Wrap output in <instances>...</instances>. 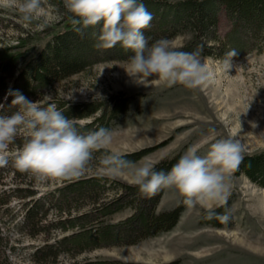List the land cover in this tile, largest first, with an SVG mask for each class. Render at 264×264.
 <instances>
[{
  "label": "rangeland",
  "instance_id": "1",
  "mask_svg": "<svg viewBox=\"0 0 264 264\" xmlns=\"http://www.w3.org/2000/svg\"><path fill=\"white\" fill-rule=\"evenodd\" d=\"M155 1L174 4L187 0ZM60 5L64 7L63 0H47L44 5L45 17L40 22H46L45 27L51 28L52 32H63L61 25L64 19ZM219 17V34L225 37L231 25L224 12ZM36 23L23 22L15 8L0 4V58L6 48L18 44L23 33L43 31L37 29ZM188 37L180 34L168 40L174 49L179 50ZM257 47L240 58H233L232 67L227 71L222 67V59L201 57L213 73V79L197 89H188L181 84L170 87L155 76L149 78L152 80L147 87L135 84L125 70L129 58H106L55 84V90L45 94L53 97L52 103L59 99L72 103L105 101L121 93L133 96L129 110L110 127L115 135L109 149L103 150L97 160H92L86 171L88 175L107 177L112 185H109L107 195H113L115 182L133 183L128 175L113 179L102 173L99 160L107 153L126 155L150 149L135 163L139 165L147 161L155 165L165 158L178 154L182 156L189 147H195L198 154L204 156L216 139L233 137L244 146V157L264 155V37ZM89 122L88 119L79 123L84 126ZM253 124L256 126L253 127ZM210 129L215 130L214 134H210ZM11 156L8 150V164L0 167L3 170L0 192L16 184L9 171ZM261 179L252 180L240 167L227 178L226 183L230 187L224 206L230 212V219L222 222L221 227L200 222L205 208L197 206L189 210L185 206L177 225L168 232L134 244L95 249L76 258L63 255L56 264L90 261H119L124 264H264V187L260 184ZM57 187H62V180L36 183L39 197ZM182 201L183 197L178 192L165 189L157 213L173 210ZM19 205V201L11 200V213H17ZM213 207L216 209L219 206L214 202ZM58 214L57 209L49 208V222L56 221ZM132 214L130 208L118 212L111 217L112 223L122 222ZM4 235L10 241L6 251L12 247L8 264H33L31 254L42 245L45 237L41 235L31 239L21 234L13 224L6 228ZM54 235L57 239L63 236L57 232Z\"/></svg>",
  "mask_w": 264,
  "mask_h": 264
},
{
  "label": "trees",
  "instance_id": "2",
  "mask_svg": "<svg viewBox=\"0 0 264 264\" xmlns=\"http://www.w3.org/2000/svg\"><path fill=\"white\" fill-rule=\"evenodd\" d=\"M141 2L153 14L150 27L143 30L149 44L184 34L189 39L180 51L192 52L200 46L203 49L201 57L223 59L226 52L235 49L238 54L234 59H237L245 52L258 49L264 37V0H187L174 4H160L155 0ZM60 6L63 32H52L51 28L45 27L41 32L23 33L17 45L3 51L0 58V105H3L0 116H10L18 110L11 104L15 97L10 92L19 91L29 101L35 102L47 91L55 90V84L85 71L100 60L124 59L133 55L119 43L110 49L96 47L100 25L78 33L75 29L81 26L71 24L68 19L71 14ZM222 12L231 25L225 37L219 34V14ZM132 98V95L121 93L105 101L72 103L59 99L53 102L81 132L87 133L100 127L110 129L112 123L129 110ZM88 119L90 122L84 126L79 123ZM23 143V134H18L9 146L12 155L9 171L16 184L0 192V264L9 263L12 247L6 251L10 241L4 232L10 224L16 225L21 234L31 239L45 236L42 245L31 254L33 264H56L63 255L76 258L95 249L134 244L168 232L177 225L185 209L182 201L173 210L157 213L165 189L146 196L138 186L123 181L115 182L113 195H107L111 181L104 176L86 173L78 179L62 180V187L39 197L34 179L14 167L15 154ZM149 150L122 156L135 163ZM102 151L93 153V160H97ZM180 156L161 160L154 165L155 170L170 171ZM239 167L254 181L262 178L260 184L264 187V155L245 156ZM0 175H3L1 169ZM11 200L19 201L17 213H11ZM49 208L59 211L56 221L49 222ZM129 208L133 210L132 215L122 222L112 223L114 214ZM225 210L226 206L215 209L221 214ZM205 216L206 211L201 217L202 224L222 226L219 219L208 220ZM54 232L63 236L57 239ZM73 264L124 263L90 261Z\"/></svg>",
  "mask_w": 264,
  "mask_h": 264
},
{
  "label": "clouds",
  "instance_id": "3",
  "mask_svg": "<svg viewBox=\"0 0 264 264\" xmlns=\"http://www.w3.org/2000/svg\"><path fill=\"white\" fill-rule=\"evenodd\" d=\"M46 2L0 0L3 6L15 8L23 22H37L38 30L45 27L46 22L40 21L45 17ZM63 4L71 14L70 23L81 26L75 29L78 33L100 25L96 47L110 49L119 43L131 50L133 55L125 70L135 84L147 87L152 80L149 78L155 76L170 87L181 84L197 89L212 81L213 73L201 60L202 47L192 52L176 50L167 38L149 44L143 30L150 27L153 14L141 0H63ZM237 54L235 49L225 53L221 61L225 71L232 67ZM9 94L15 97L11 104L18 110L10 116H0V167L7 166L9 146L18 134H23V146L14 158L17 171L28 174L37 184L78 179L88 170L93 153L107 151L113 142L115 133L105 127L81 132L51 102L50 94L35 102L19 91ZM209 132L214 134L215 130ZM244 151L238 139L228 137L216 139L204 156L195 147H189L168 172L156 171L154 164L147 161L137 165L116 152L103 155L99 164L102 173L110 178L130 176L131 182L146 196L163 189L175 190L189 210L200 206L206 209V219L226 223L230 212L226 209L218 213L213 204L226 205L230 187L226 180L243 162Z\"/></svg>",
  "mask_w": 264,
  "mask_h": 264
}]
</instances>
